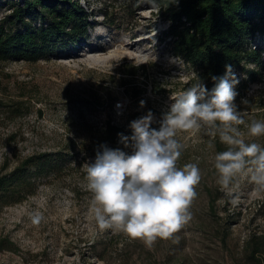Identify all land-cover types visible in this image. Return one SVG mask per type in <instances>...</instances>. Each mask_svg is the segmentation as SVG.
I'll return each mask as SVG.
<instances>
[{
    "label": "rangeland",
    "instance_id": "374dc122",
    "mask_svg": "<svg viewBox=\"0 0 264 264\" xmlns=\"http://www.w3.org/2000/svg\"><path fill=\"white\" fill-rule=\"evenodd\" d=\"M17 2L0 0V18ZM79 4L94 14L82 47L55 52L35 63L0 64V100H21L29 108L13 122L0 113V166L6 162L12 168L25 156L56 150L67 140L78 158L86 157L84 164L94 162L88 148L105 120L111 117L124 124L126 112L152 108L158 114H153L151 127L158 129L173 98L191 87L185 85L193 71L160 36L167 23L154 0H80ZM120 42L125 53L106 59L104 65L86 63L91 57L107 58L111 46ZM254 45L263 48L264 37H256ZM136 51L145 53L146 59L136 60ZM262 52L264 59V48ZM124 64L147 66L148 84L138 77L137 87L122 86L118 69ZM131 88V92L142 90L138 99L125 94ZM237 93L235 104L245 121L236 126L240 138L257 144L260 136L249 135L246 125L264 122V78L250 84L245 96ZM119 102L124 106L121 115L113 109ZM216 137L208 126L177 133L184 145L177 167L196 163L202 178L191 207L193 218L173 238L157 240L149 249L119 230L101 229L91 212L84 164L80 170L72 164L70 172L45 178L26 201L0 211V237L16 247L0 252V264H245L249 235L264 230V190L257 189L246 170L235 176L234 186L222 185L212 146ZM36 210L45 217L38 226L29 217Z\"/></svg>",
    "mask_w": 264,
    "mask_h": 264
},
{
    "label": "trees",
    "instance_id": "16d2710c",
    "mask_svg": "<svg viewBox=\"0 0 264 264\" xmlns=\"http://www.w3.org/2000/svg\"><path fill=\"white\" fill-rule=\"evenodd\" d=\"M80 0H20L11 5L7 15L0 18V64L10 61L35 63L58 51L79 49L88 39L92 27L87 12ZM157 12L167 23L166 31L160 36L168 39L172 54L194 75L186 88L202 81L211 91L215 82L213 76L225 73V65H231L239 79L236 92L246 95L252 83H262L264 59L262 49L254 45L256 37H264V0H154ZM251 66V69L248 68ZM126 67V68H125ZM121 85L137 87L138 77L147 85V66L124 64L119 69ZM199 78V81H198ZM193 83V84H192ZM239 89V91H237ZM127 89L125 94L135 100L142 90ZM239 97L236 96L235 103ZM29 110L21 100L3 102L0 113L3 119L15 121ZM151 110L138 109L122 116L124 124H117L109 117L102 124L99 135L89 146L88 156H96L102 144L110 148H121L118 133L131 135L129 124ZM40 115V112H38ZM212 146L215 155L228 150L219 139V131ZM9 139H11L9 137ZM264 147V135L258 143ZM70 140L53 151L33 152L9 168L4 162L0 166V211L26 201L48 177H57L71 171L73 164L80 170L86 157L75 154ZM216 173L221 181L220 174ZM222 183V181H221ZM223 185V183H222ZM235 185V176L228 187ZM227 187V188H228ZM213 207V203L211 205ZM228 225L226 231L228 230ZM15 245L7 237H0V252L14 251ZM245 264H264V230L252 232L245 244Z\"/></svg>",
    "mask_w": 264,
    "mask_h": 264
},
{
    "label": "clouds",
    "instance_id": "9594fccd",
    "mask_svg": "<svg viewBox=\"0 0 264 264\" xmlns=\"http://www.w3.org/2000/svg\"><path fill=\"white\" fill-rule=\"evenodd\" d=\"M212 80L211 91L198 78V83L173 98L158 129L151 127V110L131 121V135L117 134L118 142L131 149L130 154L102 144L94 162L84 164L92 193L91 212L101 229L119 230L151 249L157 240L173 238L190 223L201 170L196 163L177 167L184 148L177 133L197 132L203 126L219 131L221 142L229 146L215 156L224 187L246 170L257 189L264 190V147L245 143L236 127L245 124L235 104L239 79L232 66L225 65L224 75ZM246 126L249 135H264V122L253 120ZM29 217L35 226L45 219L39 210Z\"/></svg>",
    "mask_w": 264,
    "mask_h": 264
},
{
    "label": "bare ground",
    "instance_id": "6f19581e",
    "mask_svg": "<svg viewBox=\"0 0 264 264\" xmlns=\"http://www.w3.org/2000/svg\"><path fill=\"white\" fill-rule=\"evenodd\" d=\"M112 49L109 50L108 54H107V58L106 57H91V58H87L86 63L89 65H97V64H103L106 63V59L111 58V57H116L117 55H119L120 53H125V49H124V45L122 44V42H120L119 44H114L111 46ZM134 52V51H133ZM129 53V52H128ZM96 55V54H95ZM132 56V55H131ZM134 57L136 60L138 61H142L144 59H146V55L145 53L143 54L140 51H136L134 54ZM104 65V64H103Z\"/></svg>",
    "mask_w": 264,
    "mask_h": 264
},
{
    "label": "built area",
    "instance_id": "2783aa9c",
    "mask_svg": "<svg viewBox=\"0 0 264 264\" xmlns=\"http://www.w3.org/2000/svg\"><path fill=\"white\" fill-rule=\"evenodd\" d=\"M113 109L117 115H121L122 112L124 111V106H123L122 102H119V103L114 104Z\"/></svg>",
    "mask_w": 264,
    "mask_h": 264
}]
</instances>
